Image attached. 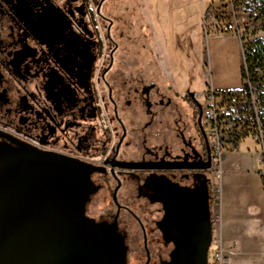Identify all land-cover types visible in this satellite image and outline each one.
<instances>
[{
    "label": "flooded vegetation",
    "instance_id": "1",
    "mask_svg": "<svg viewBox=\"0 0 264 264\" xmlns=\"http://www.w3.org/2000/svg\"><path fill=\"white\" fill-rule=\"evenodd\" d=\"M105 2L0 0V143L91 165L95 191L84 215L115 228L124 264H173L180 239H189L192 257L208 244V258L213 166L201 93L183 95L194 107L198 145L179 134L174 146L172 100L125 59L134 52L123 43L125 23L134 22L111 15Z\"/></svg>",
    "mask_w": 264,
    "mask_h": 264
},
{
    "label": "water",
    "instance_id": "2",
    "mask_svg": "<svg viewBox=\"0 0 264 264\" xmlns=\"http://www.w3.org/2000/svg\"><path fill=\"white\" fill-rule=\"evenodd\" d=\"M90 168L53 152L0 143V264L125 263L115 228L84 215L95 191ZM178 246L173 264H207L208 244L195 257L189 239Z\"/></svg>",
    "mask_w": 264,
    "mask_h": 264
},
{
    "label": "rangeland",
    "instance_id": "3",
    "mask_svg": "<svg viewBox=\"0 0 264 264\" xmlns=\"http://www.w3.org/2000/svg\"><path fill=\"white\" fill-rule=\"evenodd\" d=\"M221 1L106 0L105 2V7L111 15L119 14L125 22H134V11L140 14L141 23L149 26L147 30L151 35L140 38L139 35L135 34L137 25L134 23V25L129 26L125 23L126 32L123 43L129 47L128 49L134 50L133 53H126L125 59L135 60L143 73H146L145 82L151 79L156 84L157 92L172 100L173 105L170 107L172 109L170 116L172 121L167 135L174 146H178L180 143L179 134L183 135L185 143L198 145L196 119L192 110L194 107L183 101V95L185 92L203 93L207 89L209 77L203 65L198 63L192 50L191 33L197 22L201 26L203 24L204 27L207 26V23L213 22L212 14L210 13L209 16L206 14L211 6L217 9ZM244 1L246 0H224L225 3L213 15H215L214 19L217 22L232 20V15L235 16L237 26L242 29L243 42L241 47L250 52V45L254 40L261 39L264 42V11H245ZM216 21L214 22L216 23ZM130 27L131 30H128ZM148 38H150L151 43L147 40ZM252 88L257 99V108L264 111V82H255L252 84ZM204 103L202 96L197 97V106H202ZM176 127L179 128L178 133H176ZM204 144L207 147L206 142ZM255 152L257 156L259 154L258 143L247 138L241 142L239 151L232 153V155L237 157L238 153H243L251 156ZM251 161H254L253 158ZM236 171L225 161L223 162L219 183L220 200L218 204L212 207V214H217L219 221L214 223V238L208 251L209 259L213 256L219 235L223 236L226 231L223 214L225 204L227 206L233 204L237 208L244 209L247 203L248 205L251 204L249 203L251 198H257L255 192L254 196L252 193V181L238 185L228 180V175ZM249 175L256 185L259 181L261 182L257 173L250 171ZM241 189L246 190L247 195H238V191ZM242 234L243 226L234 224L228 239H224L228 247L234 242L237 244L230 250V264H264V244L260 242V239H241Z\"/></svg>",
    "mask_w": 264,
    "mask_h": 264
},
{
    "label": "built area",
    "instance_id": "4",
    "mask_svg": "<svg viewBox=\"0 0 264 264\" xmlns=\"http://www.w3.org/2000/svg\"><path fill=\"white\" fill-rule=\"evenodd\" d=\"M216 11H219V8L206 14H212L213 23L216 21L213 15ZM215 25L222 32L231 33L243 42L242 29L237 26L235 16L232 15V20L216 21ZM262 81L264 82V57L253 56L242 47L241 86L233 90L207 88L200 95L205 101L200 110L201 126L213 166L210 175L213 205L218 204L220 200L219 183L224 157L238 152L241 142L247 138L253 139L259 145V154L256 156L257 173L264 185V111L257 108V99L252 88L253 83ZM247 92L250 94L251 105L246 107ZM218 221L219 216L214 214L213 223ZM236 245L234 242L228 247L220 234L213 256L207 258V264H227L230 250Z\"/></svg>",
    "mask_w": 264,
    "mask_h": 264
},
{
    "label": "crops",
    "instance_id": "5",
    "mask_svg": "<svg viewBox=\"0 0 264 264\" xmlns=\"http://www.w3.org/2000/svg\"><path fill=\"white\" fill-rule=\"evenodd\" d=\"M224 3V0H222L218 8ZM213 9L214 6H211L209 11ZM133 21L137 25V28H135L136 35H139L140 38L151 35L147 30L149 26L142 24L140 14L134 11ZM147 40L151 43L150 38ZM190 43L198 63L203 65L208 74L209 83L207 88L233 90L241 86L242 45L237 36L222 32L213 22L208 23L206 27L197 22L193 26ZM172 85L175 87L173 81ZM238 154L237 157L228 154L223 159V162L225 161L226 164L237 170L235 173L228 175V180L238 185L252 181V193L254 196L255 192L257 198H251L249 201L251 204L248 205L247 203L244 209L237 208L233 204L228 206L225 204L223 214L226 231L222 237L228 239L230 230L234 224H238L243 226V237L241 239H260V242L264 244V185L260 181L256 185L250 177L251 175H249L250 171L257 173L256 152L252 153L251 156L243 153ZM251 157L254 161H251ZM238 195H247V192L241 189L238 191ZM227 264H230V255H228Z\"/></svg>",
    "mask_w": 264,
    "mask_h": 264
},
{
    "label": "trees",
    "instance_id": "6",
    "mask_svg": "<svg viewBox=\"0 0 264 264\" xmlns=\"http://www.w3.org/2000/svg\"><path fill=\"white\" fill-rule=\"evenodd\" d=\"M245 11H264V0H246L243 3ZM250 53L254 55H262L264 57V42L261 39L254 40L250 45ZM251 56V55H250ZM251 105L250 94L247 92L246 107Z\"/></svg>",
    "mask_w": 264,
    "mask_h": 264
}]
</instances>
